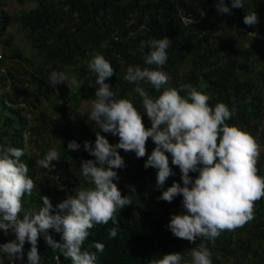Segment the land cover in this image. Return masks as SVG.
<instances>
[{
	"label": "trees",
	"instance_id": "obj_1",
	"mask_svg": "<svg viewBox=\"0 0 264 264\" xmlns=\"http://www.w3.org/2000/svg\"><path fill=\"white\" fill-rule=\"evenodd\" d=\"M16 1L36 3L30 11L19 14L18 24L20 28L28 29L27 38L35 52L30 58H22L21 69L39 97L48 100L53 93L54 86L49 82V73L53 69L65 72L70 66H77L74 72L81 81V87L67 94L64 102L55 107L60 117L59 123H52L40 112L28 124L19 104L22 98V102L28 107L27 111L32 114V96L29 93L30 86H21L19 78L17 83L11 81L9 89L0 94V106L8 109L10 113L3 116L0 143L23 148L24 154L20 157L23 161L28 160L29 154L38 152L34 134L36 122L40 126L45 125L55 136L62 138L58 150L62 161L55 165L57 171L69 170L71 165H76L75 170L81 174L82 159H94L91 154H85L80 149H68L67 144L69 140L75 139L83 149L85 140L94 143V132L99 129V125L89 119L91 107L83 114L85 126L76 123L73 117L81 102L92 97L98 87L95 75L88 69V61L95 53L103 54L115 69L106 80L111 83L117 97L132 100L134 106L142 112L145 127H149L151 121L143 113L142 97L135 91L136 84L125 80L124 74L129 64L157 67L144 61L150 49L146 42L153 37L161 38L165 35L172 43L167 49V62L160 67L170 79L161 90L171 86L176 87L181 95H186L190 89L183 85L189 84L209 95V105L215 106L222 101L230 108H235L226 123L250 133L253 138L259 133L258 129L264 117V55L256 59L252 65L253 70L248 71L250 74L254 72L257 78H249L248 73L246 78H241L240 73H243L244 66L236 59V50L231 38L228 40L226 37L225 27L228 30L233 28L235 33L241 32L249 40L255 37L261 42L260 38H264V0H244L243 8L232 6L231 0H223L230 8L229 12L213 17L210 9L193 20L192 24L184 18L190 15L194 19L197 5L204 0ZM252 11L257 13L258 22L253 25L245 24L244 15ZM9 23L8 17L0 19V41ZM9 44L8 41L4 42L5 46ZM7 75L8 71L0 77ZM11 75L9 73L10 78ZM140 83L149 95L159 94L150 83ZM26 131L29 132L27 139L24 136ZM99 131L110 143L119 140L118 135L105 133L101 129ZM260 137L263 148L257 163V172L259 178L264 179V126L261 128ZM154 147L155 142L149 137L143 157H137L134 150L118 149L126 166L116 169L119 179H114V182L121 190V195H127L132 202L118 210L119 226L115 237H110L108 233L111 227L117 226L112 220L104 224L97 223L89 230L90 235L82 248L96 251L93 241L103 242L105 245L103 252L97 253V264H150L159 255L175 251L181 252L183 259L187 260L191 249L198 248L200 243L210 249L212 264H264V198L254 205V218L251 223L234 232L222 231L214 240L199 236L196 240L189 241L166 230L171 214L184 211L182 194H178L172 201L158 198L160 193L156 181L157 169L152 166L144 167L147 155ZM168 155L174 172V175L167 178L168 185L173 181L183 184L179 166L172 164L171 154ZM28 166V174L33 178L36 187L30 195L25 194L22 198L21 216L24 211H38L43 203V195L48 196L51 203L56 205L66 198L64 189H69L71 195H74L78 188L88 186L80 180L70 182L62 175L59 177L60 181L56 182L42 166L41 171H38L37 164ZM39 172L48 175L52 186L42 185L41 180L37 179ZM52 173L54 172L51 170ZM189 175L195 177L198 172L190 171ZM153 205H160V210H155ZM47 232L53 239H61V234L53 229L49 228ZM7 240L4 232L0 230V243ZM37 247L42 264H71L69 257L63 256L59 249L47 244L43 233L38 237Z\"/></svg>",
	"mask_w": 264,
	"mask_h": 264
},
{
	"label": "clouds",
	"instance_id": "obj_2",
	"mask_svg": "<svg viewBox=\"0 0 264 264\" xmlns=\"http://www.w3.org/2000/svg\"><path fill=\"white\" fill-rule=\"evenodd\" d=\"M231 4L243 8L244 0H231ZM216 7L223 13L230 11L223 0H219ZM184 19L193 23L190 15ZM243 21L256 24L257 13L247 12ZM146 43L150 49L144 61L157 67L129 64L124 79L136 84L135 91L142 97L143 113L151 121L149 127H145L142 112L132 100L117 97L106 80L115 71L110 61L101 53L93 54L88 61V69L95 75L98 85L91 100L89 119L95 121L103 132L119 136L116 143H110L98 131L94 143L83 142L84 149L94 157L82 159L80 165L81 175L89 182L88 186L78 188L74 195L56 205L43 195L38 211H24L21 216L22 198L25 194L30 195L36 184L28 174V164L20 159L24 149L0 143V230L5 236L9 231L15 234L14 239L6 236L8 240L0 243V264H5L6 259L8 264L10 260L12 264L17 260L21 264H42L37 247L41 233L48 245L71 259V264H97V253L103 252L105 245L93 241L96 251L82 248L90 235L89 230L97 223L112 220L117 226L111 227L108 233L115 237L119 226L118 210L132 202L127 195H121L114 182L119 179L116 169L126 166L118 149L134 150L137 157H143L149 137L155 147L147 155L144 167L157 169V184L163 186L166 179L174 175L168 154H171V163L179 166L183 181V184L173 181L158 197L172 201L182 194L184 211L171 214L166 225L172 234L189 241L199 236L214 240L222 231L234 232L253 221L254 205L264 198V179L259 178L257 172L259 145L250 133L226 123L233 115L234 107L230 108L222 101L215 106L209 105V95L189 84L183 85L190 89L186 95H181L176 87L161 90L170 79L160 66L167 62V49L172 40L165 35L153 37ZM142 81L150 83L159 94L149 95L141 86ZM49 82L53 86L66 82L81 87L78 74L69 76L56 69L49 73ZM20 99L19 108L24 110L23 116L27 120L31 111H27L28 107ZM80 147L75 139L68 141V149ZM59 157V151L50 148L37 160V165L50 173L52 179L54 175L60 177L51 174L50 170L55 166L51 162ZM190 171L198 172V175L190 176ZM49 228L61 234L59 241L47 232ZM25 241L31 245L26 261L23 259ZM191 257V260H184L181 252H169L152 259L150 264H212L211 251L203 244L191 249Z\"/></svg>",
	"mask_w": 264,
	"mask_h": 264
},
{
	"label": "rangeland",
	"instance_id": "obj_3",
	"mask_svg": "<svg viewBox=\"0 0 264 264\" xmlns=\"http://www.w3.org/2000/svg\"><path fill=\"white\" fill-rule=\"evenodd\" d=\"M217 0H204L203 2L199 3L194 11V19L198 17H201L206 11H213V17L217 16L219 13H222L218 11L217 7ZM36 6V3L33 1H24L23 3H17L16 0H2V3L0 4V19L2 17H8L10 19V23L8 27L6 28V32L4 37L0 41V52L3 54V66L7 69L8 75L5 77H0V94L9 89V87L12 85V83H17L16 80L19 78L21 79V86L23 85H29V93H30V100L33 107V113L31 116L34 118V115L36 117L39 115L40 112H43L45 116L51 121L52 123L60 122V117L58 112L56 111L55 107L62 104L64 102L65 96L72 91L76 90V86H72L70 84L67 85L66 82H61L56 84L53 87V93L49 95L48 100L40 98L37 94V90H35V87L32 86L28 82V77L24 75L22 69H21V60L22 58H30L32 56V53L34 54V49L30 46L28 38H27V32L28 29H22L20 28L18 24V17L20 13L30 11ZM203 13V14H202ZM222 18V17H221ZM223 19V18H222ZM226 37L229 40L231 38L230 36V30L228 28H225ZM263 36V35H262ZM255 39V38H254ZM8 41L10 44L8 46L4 45V42ZM242 45L244 43L242 42ZM241 47L237 46V49ZM242 48H244L242 46ZM20 56V58H19ZM34 60V58H33ZM77 68V66H70L69 69H67L65 72L71 76L72 74H75L74 70ZM17 70V72H15ZM31 72V71H30ZM27 72V73H30ZM9 73L12 74V78L9 77ZM241 78H246V75L243 73H240ZM249 78L254 79L257 78L256 74L252 72V74L248 73ZM12 81V83H11ZM182 81V80H181ZM180 81V82H181ZM95 97V94L81 102L80 107L77 109V111L74 114V121L76 123H80L82 126H85V121L83 118V114L88 108L91 107V100ZM143 106V104L141 103ZM2 105L0 106L2 118L0 120V126L3 124V116L10 114L8 109H2ZM99 129H97L96 132H98ZM34 134L36 136V143L38 147V152L31 153L28 156V160H25L27 164H37V160L44 156V154L50 149L55 147L57 150H59V146L62 143V138L57 137L54 135L52 131H49L48 128L39 123L36 122V129L34 130ZM75 135V134H74ZM79 149L81 151H84L85 154L90 155L88 151H86L84 148ZM62 161L61 158L53 160L51 163L53 165L59 164V162ZM41 166H38V171L40 170ZM75 166L71 165L69 167V170L64 171H57L55 166L50 168L52 172L55 174H59L64 176V178H67L68 181L74 182L76 180H80L85 182L86 185H89V182L87 180H83V176L75 170ZM37 179L41 180V183L43 186L50 187L52 186V182L48 175H45L43 172L38 173ZM158 186L159 193L161 195L162 191L166 190L168 185V181L166 179L163 186ZM155 210H160V205H153ZM142 210V209H141ZM176 212V210H175ZM167 231L169 229H166ZM202 243L198 245V248L201 246ZM204 245V244H203ZM205 246V245H204ZM189 257H187V260H191V252L189 253ZM186 260V259H184Z\"/></svg>",
	"mask_w": 264,
	"mask_h": 264
},
{
	"label": "crops",
	"instance_id": "obj_4",
	"mask_svg": "<svg viewBox=\"0 0 264 264\" xmlns=\"http://www.w3.org/2000/svg\"><path fill=\"white\" fill-rule=\"evenodd\" d=\"M229 30H230V36H231V40L230 39L229 40L232 42L236 50V56H237L236 59L240 61L242 66H244L243 74L247 76L248 71L253 70L252 65L256 62V59H260L264 55V41H263L264 38L263 39L260 38L261 42L256 39L249 40L241 32L236 31L235 33L233 31V28L231 27L229 28ZM262 33H263L262 35H264V24L262 28ZM242 42L244 43V45H242ZM237 46L241 48L237 49ZM242 46L244 48H242ZM30 247H31L30 242L25 241V244L23 245V248H24L23 259L25 261L27 260V251L30 249ZM8 263H9V260L6 259L5 264H8ZM16 264H21V261L17 260Z\"/></svg>",
	"mask_w": 264,
	"mask_h": 264
},
{
	"label": "built area",
	"instance_id": "obj_5",
	"mask_svg": "<svg viewBox=\"0 0 264 264\" xmlns=\"http://www.w3.org/2000/svg\"><path fill=\"white\" fill-rule=\"evenodd\" d=\"M0 69H2V70H0V76L1 75H4V74H6V69H5V67L3 66V62H2V53L0 52ZM23 106V105H22ZM27 122H28V124H31L32 123V116H31V114H28L27 116ZM262 121V125L259 127V129H258V131H259V133H257L255 136H254V140L256 141V143L259 145V159H260V156H261V153H262V143H261V137H260V131H261V128L264 126V117H263V119L261 120ZM29 135V132L28 131H26L25 132V137L27 138V136ZM259 161V160H258ZM258 163V162H257ZM53 180L54 181H56V182H59L60 180H59V176L58 175H54L53 176ZM64 193H65V196L67 197V196H69V195H71V193H70V190L69 189H64ZM41 235V234H40ZM6 236L8 237V238H10V239H14L15 238V234L14 233H12V232H8L7 234H6ZM10 264H12V262H11V260H10Z\"/></svg>",
	"mask_w": 264,
	"mask_h": 264
}]
</instances>
